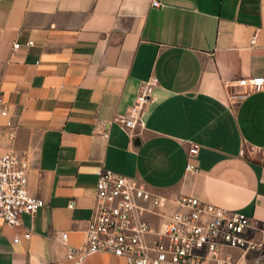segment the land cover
<instances>
[{
  "label": "crops",
  "instance_id": "1",
  "mask_svg": "<svg viewBox=\"0 0 264 264\" xmlns=\"http://www.w3.org/2000/svg\"><path fill=\"white\" fill-rule=\"evenodd\" d=\"M161 1L0 0V139L45 203L16 227L0 219V264H74L67 245L86 242L101 169L145 183L164 217L194 197L244 213L245 238L264 240V92L231 98L264 77V0ZM146 85L128 129L118 119Z\"/></svg>",
  "mask_w": 264,
  "mask_h": 264
},
{
  "label": "built area",
  "instance_id": "2",
  "mask_svg": "<svg viewBox=\"0 0 264 264\" xmlns=\"http://www.w3.org/2000/svg\"><path fill=\"white\" fill-rule=\"evenodd\" d=\"M151 3L156 8L162 6L161 0ZM256 38L255 35L251 45L256 44ZM19 47L15 44L14 50ZM235 86L243 88L242 93L231 97L238 102L250 94L264 92V77L242 79ZM151 92L152 85H146L129 117L119 118L118 122L128 129L142 125L141 114ZM3 109L0 96V112ZM198 150L199 146L193 145L190 156ZM188 169L192 170L191 165ZM28 184L27 160L6 150L0 139V219L11 227L20 225L24 215H34L45 205L43 199L30 193ZM175 204L180 210L164 217L165 199L149 191L145 183L101 169L85 244L67 245L68 233L62 234L68 246L67 259L84 264L90 256L104 254L122 259L125 264H240L242 257L254 252L256 257L246 264H264V240L245 238L246 231L254 226L250 217L194 197H178ZM151 216L164 219L156 224ZM26 236L30 237L31 232Z\"/></svg>",
  "mask_w": 264,
  "mask_h": 264
}]
</instances>
